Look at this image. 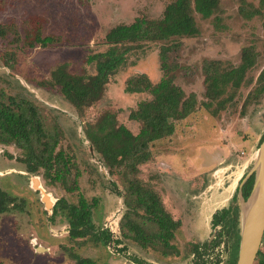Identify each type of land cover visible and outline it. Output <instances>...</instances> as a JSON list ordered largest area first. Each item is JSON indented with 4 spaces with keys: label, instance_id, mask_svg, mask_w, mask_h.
Masks as SVG:
<instances>
[{
    "label": "rangeland",
    "instance_id": "obj_1",
    "mask_svg": "<svg viewBox=\"0 0 264 264\" xmlns=\"http://www.w3.org/2000/svg\"><path fill=\"white\" fill-rule=\"evenodd\" d=\"M174 1L0 0V23L14 24L21 37L38 29L43 36L60 39L59 44L47 48L19 51L15 61L9 63L11 67L4 64L3 54L14 45L9 43L10 38L0 40V101L7 103L10 98L38 109L45 131L59 133L56 149L71 162L68 185L76 182V190L67 192L42 170L26 173V152L12 143H0V174L9 173L0 176V192L7 201L0 211V264H76L79 258L92 264H136L133 259L146 264H191L193 246L211 242L220 230L211 227L214 212L232 204L239 210L240 226L239 199L231 198L254 164L264 133V97L243 108L251 87H242L233 103L215 116L201 106L206 101L204 60L236 67L242 48L251 45L257 56L248 78L255 83L264 69L261 22L257 18L243 19L238 14V0H220L215 14L219 27H215L213 18L202 20L195 15L197 36L182 39L178 52L170 54V61L176 65L174 82L186 95H195L197 110L176 123L171 136L154 142L150 160L138 166L137 178L159 197L165 212L178 223L170 238L175 251L164 253L157 245L143 248L132 239L128 222L139 224L146 233L156 231V225L142 224L138 217L141 211L123 203L126 180L108 174L83 132L87 123L108 112L125 131L138 133L140 124L129 119V114L151 96L145 91L126 92V87L140 76L152 85L159 81L160 44L146 43L132 51L109 78L101 99L82 114L49 83L51 70L62 63L73 74L93 75L94 67L86 64V56L105 50L104 37L111 28L130 24L136 18L159 19ZM79 197L90 206L87 211L96 229H114L119 224L121 233L118 230L115 234L121 240L118 247L90 238L70 241L63 216L50 219L55 201L65 199L77 205ZM229 243L232 241L223 234L220 246L208 254L209 262L219 258L220 264H229Z\"/></svg>",
    "mask_w": 264,
    "mask_h": 264
},
{
    "label": "trees",
    "instance_id": "obj_2",
    "mask_svg": "<svg viewBox=\"0 0 264 264\" xmlns=\"http://www.w3.org/2000/svg\"><path fill=\"white\" fill-rule=\"evenodd\" d=\"M220 0H175L163 11L161 18L148 20L136 18L130 24H121L111 28L104 37L105 50L86 56V64L94 67L93 75H77L69 72L65 63L58 64L50 72V84L59 88L64 99L82 114L103 96L104 87L109 78L122 67L127 56L134 50L140 49L146 43H158L159 69L162 73L159 81L152 85L144 76H140L133 85L126 87V92H148L149 101L138 103L136 109L131 111L129 119L140 124L136 135H131L123 127L117 125L115 115L105 112L93 123H87L84 128L85 139L100 155L108 174H118L127 183L126 195L123 203L131 209L140 210L138 214L142 224L153 223L156 231L146 233L137 223L128 229L133 238L141 246L157 245L164 253L175 251L171 244L172 231L178 226L171 216L163 209L159 197L144 187L137 178L138 166L151 158L152 144L167 138L174 133L175 124L184 120L197 110V100L194 94L186 95L175 84L174 71L176 65L170 61V54L177 53L180 41L184 38H193L198 34L195 15L202 20L214 19L215 27L220 26V20L215 16ZM238 14L245 20L257 18L261 22L264 35V0H238ZM10 38L13 44L3 54L4 64L8 67L14 62L19 51L24 49L47 48L60 43L54 36H43L36 29L26 33L23 37L14 24L0 23V40ZM256 52L253 46L243 47L240 63L236 67H225L224 63L216 60H204L202 74L204 84L205 102L202 108L211 115H217L227 105L233 103L242 87L251 90L245 97L243 108L252 101L264 97V69L258 75L255 83L247 74L256 64ZM7 103L0 101V143H12L26 152L23 160L27 172L37 173L42 170L45 177L53 182L62 184L67 192L76 190V182L67 183L69 158L57 150L59 133L45 131L42 116L37 108L24 101L11 100ZM264 140V133L260 144ZM246 175V174H245ZM244 175V176H245ZM51 177V178H50ZM253 175L242 185L240 191L246 200L251 192ZM238 187L231 200H237ZM64 205L63 200L59 201ZM80 207L86 206L82 197H79ZM2 203L0 202V208ZM71 215H80L78 208L71 210ZM239 210L232 204L215 212L211 217V227L220 226L218 238L226 233L232 241V254L229 264H235L239 241ZM127 217V216H126ZM128 218V217H127ZM76 219V218H74ZM79 230L81 225H73L70 229V239H79L90 233V226ZM103 241H109L108 235H103ZM220 239H216L210 246L203 244L193 247L195 260L192 264H205L203 258L209 249L218 246ZM264 248V237L262 241ZM76 264H92L85 259H79ZM216 264V263H215ZM254 264H264V250L259 251Z\"/></svg>",
    "mask_w": 264,
    "mask_h": 264
},
{
    "label": "water",
    "instance_id": "obj_3",
    "mask_svg": "<svg viewBox=\"0 0 264 264\" xmlns=\"http://www.w3.org/2000/svg\"><path fill=\"white\" fill-rule=\"evenodd\" d=\"M253 175L251 192L242 198L241 187ZM240 238L235 264H254L264 234V140L258 147L254 164L239 184Z\"/></svg>",
    "mask_w": 264,
    "mask_h": 264
},
{
    "label": "flooded vegetation",
    "instance_id": "obj_4",
    "mask_svg": "<svg viewBox=\"0 0 264 264\" xmlns=\"http://www.w3.org/2000/svg\"><path fill=\"white\" fill-rule=\"evenodd\" d=\"M25 172L26 173H28V174H35V173H29V172H27V170H26V167H25ZM9 173H6V174H0V176L2 177V176H5V175H8ZM19 175H21V174H19ZM243 178H244V176H243ZM243 178H241V180L239 181L240 183H241V181H242V179ZM35 183V182H34ZM239 183V184H240ZM36 184H34V186H35ZM0 202L2 203V207L0 208V211H2L3 209H4V204L7 202V201H5V197H4V194H3V192H0ZM60 200H63V199H59V200H57V201H55V203L53 204V207H52V210H51V216H50V219H52V218H54L56 215H61V216H63V218L67 221V225H68V227H67V237H68V239L70 240V241H75L76 239H70V229H71V226H73V225H81V227L79 228V230H83V232H85V230H84V228H87V225H86V223H88V225L90 226V233L92 234V236H90V235H88V234H86V235H84L83 237H81V238H79V239H86V238H90L91 240H97V241H99V242H101L102 244H104V245H109V244H111L112 243V245L114 246V248L115 247H118V245H120L121 244V240L118 238V237H116L115 236V234H116V232L119 230V232H120V228H119V224H115L114 225V229H113V227H105V228H100V229H96L95 227H94V225H93V223H92V219H91V212L90 211H87V209L89 208V210H90V206L89 205H87L86 204V206L85 207H83V208H81L80 207V204H77V205H72V204H70V203H67V201L64 199L63 200V202H64V205H61V204H59L60 202ZM44 201L46 202V205L48 206L49 205V202H48V200H47V198H45L44 197ZM73 208H78V210L80 211V215L79 216H77V217H74V216H72L71 215V210L73 209ZM165 211V210H164ZM217 212V211H216ZM215 213V212H214ZM213 213V214H214ZM212 214V215H213ZM212 217V216H211ZM74 218H76V219H74ZM129 224L131 225L132 224V222H129ZM217 227V226H216ZM219 228H220V226H218ZM212 228H215V227H212ZM220 230H221V228H220ZM220 230H219V232H220ZM131 232V231H130ZM173 232V231H172ZM218 232V233H219ZM121 233V232H120ZM218 233L215 235V237L213 238V240H211V242H203V243H200V244H197V245H194L193 247H195V246H199L200 248H199V250L201 249V246L205 243V244H207V246H210L211 245V243L213 242V241H215L216 239H220V243H219V245L218 246H215L214 248H212V249H209V250H207V252H206V254L207 255H204L203 256V258H204V260L206 261L205 262V264H209L210 262L212 263V264H220L221 263V261L219 260V258H216L215 259V261H210L209 262V260H208V254L210 253V251H213L215 248H217V247H219L220 246V244H221V236L223 235V234H226V233H223L221 236H220V238H218L217 236H218ZM103 235H108L109 236V241H107L106 243H104V241H103ZM227 235V234H226ZM228 236V235H227ZM171 237H172V233H171ZM170 237V238H171ZM263 237H264V234H263V236H262V239H261V243H260V249H259V251H263L264 250V248L262 247V241H263ZM123 238H125L124 237V233H123ZM239 238H240V226H239ZM133 240H134V238H132ZM135 241V240H134ZM137 242V241H136ZM139 244V243H138ZM230 244V243H229ZM232 244H230V246H231ZM238 245H239V241H238ZM139 246H141L140 244H139ZM141 247H143V248H145V247H147V246H141ZM193 249V248H192ZM117 251L119 252V251H123L122 250V248L120 249V248H117ZM258 251V252H259ZM237 253H238V250H237ZM191 254L193 255V262H194V260H195V255H194V253H193V250L191 251ZM231 254H232V246H231V252H230V259H229V262H230V260H231ZM258 254V253H257ZM79 259H85V258H79ZM78 259V260H79ZM236 259H237V256H236ZM77 260V261H78ZM85 260H87V259H85ZM88 261V260H87ZM133 262L134 263H136V264H146V263H143V262H141V260H135V259H133ZM235 262H236V260H235ZM192 264V263H191Z\"/></svg>",
    "mask_w": 264,
    "mask_h": 264
}]
</instances>
